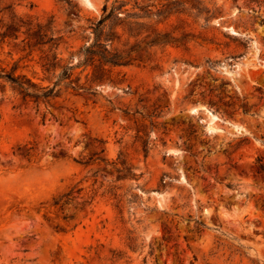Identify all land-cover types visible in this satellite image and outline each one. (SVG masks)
<instances>
[{
    "label": "rangeland",
    "instance_id": "1",
    "mask_svg": "<svg viewBox=\"0 0 264 264\" xmlns=\"http://www.w3.org/2000/svg\"><path fill=\"white\" fill-rule=\"evenodd\" d=\"M7 1L63 37L0 38V65L40 85L78 63L105 4L143 14L114 43L143 57L49 101L0 79V264H264V0Z\"/></svg>",
    "mask_w": 264,
    "mask_h": 264
},
{
    "label": "trees",
    "instance_id": "2",
    "mask_svg": "<svg viewBox=\"0 0 264 264\" xmlns=\"http://www.w3.org/2000/svg\"><path fill=\"white\" fill-rule=\"evenodd\" d=\"M71 3V2H69ZM126 3L122 2L116 6L113 4L111 8L107 4L103 7V15L96 22L93 23L94 37L89 39V43H86L80 49V58L78 63L62 65V70L58 73V78L53 86L40 85L33 81L25 73H17L16 68L8 70L5 66L0 65V79L9 82L12 89L24 96V98L35 99L36 101H49L52 98L59 96L61 88H57L61 83L68 79V84L73 89L93 90V84L111 79V72L113 67L119 65H128L133 63L136 59H142L143 54H135L137 46L140 43H136L132 46H126L125 48H119L114 43L121 41L122 33L119 32L118 27L122 26L125 32H128L130 36L140 35L142 32H135L137 22L130 21L129 18L134 16H143V14L126 12V14L120 15V9ZM145 7H142L144 9ZM149 13L147 10L144 12ZM51 21L43 22L36 20L33 16H25L19 14L13 7V3H9L7 0H0V38L3 41L8 39H18L20 35H24L22 42L24 45H33L44 48L49 46L48 50L52 51L62 41V35H56L51 26ZM150 34H147L149 37ZM168 34H160L149 41L148 45H154L159 43H166L169 41ZM146 40V39H143ZM129 41L125 43L128 45ZM44 51V49H43ZM42 66L48 72L55 71L59 64L57 55H51L49 52L45 53L42 57ZM84 66V70L88 67H92V71L87 73V81L81 82V77H73L74 68ZM259 168L264 170V163L260 156L257 160ZM125 164V162H122ZM126 173L123 176H135L137 175L132 171V168L125 166ZM122 176V177H123ZM71 192L63 194L59 201L64 197H69Z\"/></svg>",
    "mask_w": 264,
    "mask_h": 264
},
{
    "label": "bare ground",
    "instance_id": "3",
    "mask_svg": "<svg viewBox=\"0 0 264 264\" xmlns=\"http://www.w3.org/2000/svg\"><path fill=\"white\" fill-rule=\"evenodd\" d=\"M214 116V115H213ZM213 118H217V116H214Z\"/></svg>",
    "mask_w": 264,
    "mask_h": 264
}]
</instances>
